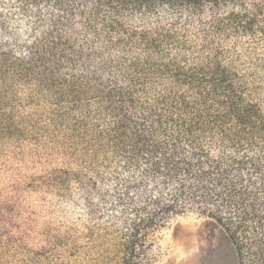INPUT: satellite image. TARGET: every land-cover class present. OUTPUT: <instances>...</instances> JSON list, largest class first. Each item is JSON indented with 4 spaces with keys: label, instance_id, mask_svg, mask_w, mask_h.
Segmentation results:
<instances>
[{
    "label": "trees",
    "instance_id": "trees-1",
    "mask_svg": "<svg viewBox=\"0 0 264 264\" xmlns=\"http://www.w3.org/2000/svg\"><path fill=\"white\" fill-rule=\"evenodd\" d=\"M190 213L264 264V0H0V264H146Z\"/></svg>",
    "mask_w": 264,
    "mask_h": 264
},
{
    "label": "rangeland",
    "instance_id": "rangeland-1",
    "mask_svg": "<svg viewBox=\"0 0 264 264\" xmlns=\"http://www.w3.org/2000/svg\"><path fill=\"white\" fill-rule=\"evenodd\" d=\"M146 264H238L224 229L195 213L171 220L151 236Z\"/></svg>",
    "mask_w": 264,
    "mask_h": 264
}]
</instances>
